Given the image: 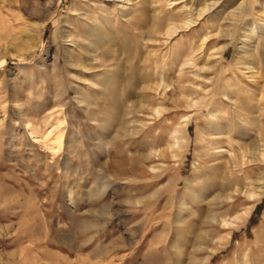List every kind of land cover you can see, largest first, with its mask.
Instances as JSON below:
<instances>
[{
	"label": "rangeland",
	"instance_id": "374dc122",
	"mask_svg": "<svg viewBox=\"0 0 264 264\" xmlns=\"http://www.w3.org/2000/svg\"><path fill=\"white\" fill-rule=\"evenodd\" d=\"M140 1L0 0V264H191L195 259L200 264H264V197L255 205L247 222L239 223L240 226L230 229L215 220L214 224L204 226L213 232L201 240L181 232L167 234L169 229H177V225L182 227L185 223H176L178 209L168 204L170 191L163 192L161 188L177 176L181 190L184 182L193 177L203 151L197 143V134L205 127L208 108L200 114V122L193 115L191 146L181 161L158 157L156 150L166 147V143L156 146L157 149L148 147L146 151L156 157L145 167L152 174L162 170L158 167L167 168L168 172L155 184L146 186L134 185L133 179L137 175L128 169H118L115 163L121 155L109 154L110 135L117 136L115 128L109 131L111 133L102 132L105 138L99 140V110L81 102L84 95H91L93 101L100 96L99 91L91 92L89 88L100 89L98 82L106 68H102L101 61L113 56L103 52L81 54L83 50L78 44H87L88 40L79 33V28L89 15L97 21L108 16L107 9L113 27L124 32L131 17L139 13L136 7ZM203 4L210 8L207 12L210 17H198ZM148 5L147 11L151 14L164 9L168 13L186 12L193 14L192 21L196 22H191L190 32L179 30L174 37L158 35L156 42L148 40L145 34L138 35L136 46L142 48L144 55L155 49L164 55L172 45L183 43L182 55L186 59L197 60L200 65L219 64L222 60L221 65L229 69L228 76L236 69L244 83H251L248 88L256 89L255 80L259 79L261 64L241 62L243 56L251 54L259 59V53L264 52L261 45L264 0H149ZM243 6L250 14L238 31L242 39L233 43V17ZM92 7H96L95 12L91 11ZM34 8L37 10L33 12ZM253 13L257 15L254 17ZM221 26L227 28L225 35ZM110 31L114 32L113 28ZM122 34L116 35L118 41ZM205 34L210 38L198 50L201 45L198 37ZM248 34L253 38L249 40ZM115 53L119 58L126 57L122 48H117ZM55 54L60 55L57 68L49 64ZM108 67L117 69L113 62ZM183 68L194 77L191 61ZM174 78L173 74L166 75L171 82ZM216 79L214 70L209 69L194 77L195 84L188 85L199 97L208 95L210 98L209 91L219 86ZM65 87L67 93L62 94ZM171 88L161 94L150 93L149 97L171 106ZM66 98L68 105H64ZM220 99L228 101L224 96L218 98L216 107H211L217 114L221 109ZM186 112L187 109L181 108L169 116L171 120L164 118L163 124L156 125L147 138L154 140V134L163 132L167 141L169 131L164 123L177 124ZM128 117L129 120L138 119L135 124L141 128L144 123L153 122L151 114L138 113V118ZM262 129L264 126L252 133L257 139L254 144L264 152ZM61 133L63 144L59 148L56 138ZM99 141L100 149L97 147ZM223 145V149L238 150L240 147L239 142L234 143L235 147L228 143ZM137 149L136 145L127 148L129 162ZM91 150L98 152V160ZM220 157L221 161H226L231 158V153L225 151ZM111 161L112 171L108 167ZM101 165L106 167L102 169ZM153 165L157 168L153 169ZM250 165H245L249 169L246 174L245 167L232 166L243 179L245 189L257 186L252 182L253 172L264 173V163L253 170ZM180 166H183L182 173L178 170ZM236 187L238 185L233 188ZM219 194L220 189H214L206 200L220 197ZM156 196H159L158 200ZM218 202L220 205L213 212L218 217L225 214L228 219H233L235 212L252 203L244 195L230 202ZM233 203L236 207L232 209ZM187 204L190 208L183 211L184 217L190 213L197 216L199 209L194 204ZM199 206L201 210L206 209L207 203ZM169 211L173 214L166 217L165 213ZM195 223L197 226L202 224ZM229 231L231 237L220 238Z\"/></svg>",
	"mask_w": 264,
	"mask_h": 264
},
{
	"label": "bare ground",
	"instance_id": "6f19581e",
	"mask_svg": "<svg viewBox=\"0 0 264 264\" xmlns=\"http://www.w3.org/2000/svg\"><path fill=\"white\" fill-rule=\"evenodd\" d=\"M148 2L149 0L140 1L139 5L136 7L139 13H135L131 17L124 32L122 29L115 28V26L113 27L110 11H107V9L105 12L108 13V16H102L100 17L101 19L97 21L93 15H89L88 18H86L87 21L82 23V26L79 28V33L86 36L85 39L88 40V43L78 44L81 51L83 50L81 54L103 52L113 57L110 60H100L102 68L103 66L106 67L105 70H102L104 72L100 75V80L98 82V84L100 83L101 85L99 87L100 89L96 90L91 87L89 88L91 92L99 91L98 93L100 96L93 101L91 95H84L81 102H86L89 107L99 110V113H97L100 120L97 126V130L100 131L99 140L105 138L101 134L102 132L106 134V132L115 128L117 136L111 137L110 135L112 146L109 149V154L111 156L121 155L120 160L115 163L118 169L122 171L128 169L134 175L140 176V178L136 176L133 179L134 185L138 183L146 186L155 184L156 181L161 180L168 172L167 168L158 167L162 170L152 174L145 167L146 163L153 161L156 157V154L152 156L150 152L146 151L148 147L161 146V144L166 143V147L164 148L158 147L157 149L156 147L158 157L181 161L185 157V154L188 153L191 146L190 125L193 121V115H196L197 121L200 122V114L203 112L204 108H208V117H206L204 121L205 127H202L197 134V143L201 144L203 151L201 154L199 153L200 151L198 152L201 161L198 166L196 165L197 167H195L193 177L184 182L182 189L180 188L181 190L178 188L180 181L177 176L161 188L163 192H167V190L170 191L167 200L168 204L178 209L176 223H185L182 227L177 225V229H169L167 234H179L181 232L193 235L196 240H201L208 237V235L213 232L211 229H207V227L205 228L204 226L214 224L215 220L230 229L246 223L253 213L255 205L264 197V173L252 171L255 176L252 182L257 186L254 185V189H245L242 186L244 185L243 179L238 173L233 171L232 167L233 165H235V167H240V169H244L245 167L244 171L246 174L249 169L246 168L248 166L245 165L251 164L253 167L250 170H253L257 167H261L264 163V152L261 151L258 145L254 144L257 139L255 134L252 133L253 130L257 128L260 130L261 126H264V52L259 53V59L251 57V54L242 57L244 61L241 63L252 62L254 64H261L260 68L262 70L259 72V79L255 80L256 89L254 90L248 88L251 87V83H244L243 80L239 78V73L236 69H233L231 71V76H228L227 72L229 69H225L221 65L222 60L219 61V64L208 65L204 63L200 65L197 60L192 58L186 59L185 56L182 55L183 48L185 47L183 43L178 42L172 45L170 50L164 55L158 53V49H155L154 52L152 51L148 55H144L142 48L136 46L138 35L145 34L148 40L156 42L158 40V35L174 37L179 30H182V33L190 32L192 30L191 22H196L192 21L193 14L190 15V13L186 12L168 13L166 9H164V11L162 10L158 13L155 10L154 14H151L147 11L150 8ZM207 8L206 4L202 5L198 12L199 18L204 15L205 17L211 16L207 13L210 8ZM36 10L37 8H34L33 12ZM95 10L96 7H92L91 11L95 12ZM249 14L246 6H243V8H240L239 11L234 14V22L232 24L234 26L232 32L233 43L242 39V35H240L238 31L239 28L247 22ZM256 15L257 14L253 13L254 17ZM112 28L114 32L110 31ZM132 28L139 32L132 31ZM225 30H227V28L221 26V32L224 33L223 35H225ZM125 31L127 33H125ZM121 34L122 39L118 41L116 35L119 36ZM199 36L198 39L201 41V45L198 50L203 48L204 44L210 38L208 34ZM247 37H249V40L253 38L251 34H248ZM261 43L264 51L263 37ZM117 48L118 50L119 48L123 49L125 53L124 56H126L125 59L121 58L122 56L119 58L115 53L117 52ZM223 55L224 54L221 56L222 59ZM84 61L89 63V60ZM188 61H191V68L193 69L191 72L194 74L195 78L209 69L214 70L216 73L217 85L219 86L209 91L208 94H211L210 98H207L208 95L199 97L196 95V91L188 85L195 84L194 77L188 75L183 68L184 65L188 64ZM112 62L117 65V69L108 67ZM59 63L60 55L58 54L53 55L49 61V64L55 68L59 67ZM92 64L96 63L92 62ZM85 67L87 66L84 65V68ZM90 69L91 68L88 67L89 72ZM92 69H94V67ZM170 74L175 76L172 82L166 79V75ZM251 77L254 78L255 76L252 75ZM260 79H262V83ZM66 87L62 89V94L67 93ZM169 87H172L171 93L173 96L171 106L165 105V101L163 100H161V102H156L149 97L150 93L159 92L161 94L162 92H166ZM221 96H224L228 101L226 103L223 99H220L219 105L221 109H219V114H217L215 110H211V107L213 108V106L218 103V98ZM97 102H101L104 105L102 107L101 105L98 106V104L96 105ZM64 105H68L67 98L64 101ZM181 108L187 109L188 112L181 115L180 121L177 124L164 123L169 131H167L168 134L166 132V134L169 135L167 141H165L167 136L163 134V132L154 134V140H149L147 138L151 136L156 125L163 124L164 118L166 120H171L169 116H171L172 113L176 114ZM138 113L151 114V120H153V122L144 123L142 128L138 127V125L135 124L138 119H128L129 115H131V117H137ZM261 132L264 139V129H262ZM48 136L49 134L46 137ZM56 139L58 147L61 148L63 144V134L61 133L58 135ZM241 140L243 143H240ZM237 142H239L240 145L238 150L235 148L233 150L223 149L224 143L234 146V143ZM130 145H136L138 149L132 155L131 161L129 162L126 151ZM101 146L99 141L97 147L100 149ZM92 151L95 160H98V152L96 150H91V154ZM225 151L231 153V158L227 157L228 160L221 161L220 156ZM246 157L248 158L246 159ZM111 166L112 161L108 166L112 171ZM101 167L104 169L106 166L101 165ZM152 168L155 169L157 167L153 165ZM182 169L183 166H180L178 169L180 173L183 172ZM227 169L232 170V172H228ZM234 185H238V188L236 187L234 189ZM214 189H220L219 195L221 198L214 196L211 199L209 198L210 200H206L209 193ZM163 192L161 193L163 194ZM241 195L251 199L252 203L250 202L245 205L242 210L240 209L235 212L234 217H232L233 219H228L225 217V214H219L220 216L218 217V215L213 212L220 205L218 201L230 202ZM159 196H156L157 200ZM146 202L149 201L147 200ZM188 202L194 204L199 209V214L197 216L194 217V213H190L188 217H184L183 211L190 208L187 206ZM202 203H207L206 209H200L202 205L199 206V204ZM175 207H173V209ZM235 207V203H233L232 209ZM171 214H173L172 211H169L167 214L165 213L166 217H169ZM195 222H201L202 224L201 226H197ZM239 223L240 225H238ZM231 236L232 232L229 231L226 236H221L220 238L224 237V239H228ZM191 264L200 263L195 259ZM202 264H206V262H202ZM241 264L249 263L244 262Z\"/></svg>",
	"mask_w": 264,
	"mask_h": 264
}]
</instances>
